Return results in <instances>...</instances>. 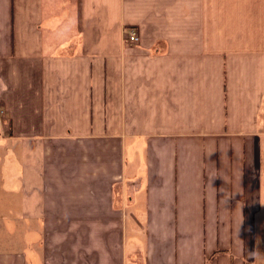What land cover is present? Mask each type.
<instances>
[{
  "label": "crops",
  "instance_id": "crops-1",
  "mask_svg": "<svg viewBox=\"0 0 264 264\" xmlns=\"http://www.w3.org/2000/svg\"><path fill=\"white\" fill-rule=\"evenodd\" d=\"M0 108V264H256L264 0H0Z\"/></svg>",
  "mask_w": 264,
  "mask_h": 264
},
{
  "label": "built area",
  "instance_id": "built-area-1",
  "mask_svg": "<svg viewBox=\"0 0 264 264\" xmlns=\"http://www.w3.org/2000/svg\"><path fill=\"white\" fill-rule=\"evenodd\" d=\"M124 36H125V43L128 46L134 47L136 45H139L141 42V36L139 30L136 28L126 29L124 32ZM1 114H4V111L3 109L0 108V115Z\"/></svg>",
  "mask_w": 264,
  "mask_h": 264
},
{
  "label": "rangeland",
  "instance_id": "rangeland-1",
  "mask_svg": "<svg viewBox=\"0 0 264 264\" xmlns=\"http://www.w3.org/2000/svg\"><path fill=\"white\" fill-rule=\"evenodd\" d=\"M263 248V251L260 252V255H258L257 257V262L256 264H264V247Z\"/></svg>",
  "mask_w": 264,
  "mask_h": 264
}]
</instances>
